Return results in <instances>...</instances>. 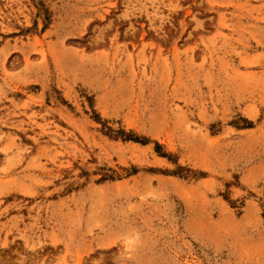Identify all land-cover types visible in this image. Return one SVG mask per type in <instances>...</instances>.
Returning <instances> with one entry per match:
<instances>
[{
  "label": "rangeland",
  "instance_id": "rangeland-1",
  "mask_svg": "<svg viewBox=\"0 0 264 264\" xmlns=\"http://www.w3.org/2000/svg\"><path fill=\"white\" fill-rule=\"evenodd\" d=\"M0 264H264V0H0Z\"/></svg>",
  "mask_w": 264,
  "mask_h": 264
}]
</instances>
